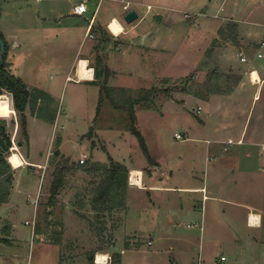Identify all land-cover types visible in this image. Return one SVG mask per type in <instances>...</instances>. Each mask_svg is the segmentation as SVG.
Listing matches in <instances>:
<instances>
[{"label":"rangeland","instance_id":"1","mask_svg":"<svg viewBox=\"0 0 264 264\" xmlns=\"http://www.w3.org/2000/svg\"><path fill=\"white\" fill-rule=\"evenodd\" d=\"M179 1L182 0H172L175 9L170 12L156 8L150 10L140 24V29L152 30L153 35L157 36L160 30L157 28L159 24L154 16L155 11L169 12L171 19L179 20V23L177 21V24L161 31L163 36L160 39L155 37L152 40L156 43L159 41L166 49L157 56L158 61L161 60V65L157 66L161 68L155 71L153 81L143 89L123 90L109 86V90L103 89L99 94L98 89L91 85L76 83L73 68L70 71L71 80L57 71V66H65L72 53L61 56L63 48L50 46V39L45 36L41 39V34H35L32 38L29 32L22 29L27 23L23 11L28 5L24 1L0 0V21L7 37L3 36L7 43L3 62L6 69L35 86L27 87L31 96L22 111L25 125L22 124L20 112L15 109L10 92L3 89L0 98V114L5 116L12 146L19 150L21 147L23 152L27 148L31 150L27 165L18 169L8 162V156L5 157L9 164L6 172L11 177V183L6 187L11 199L6 204H3L6 200L0 201V236L8 240L12 238L11 233L6 232L11 220L19 243L0 242V264H96L89 255L94 253L95 256L98 251L107 252L103 264H113L114 254H119V264H217L221 254L226 257L222 264H264L260 247L251 252L246 243L247 237L251 238L256 233L255 227L231 225L230 230L235 229L238 237L236 240H224L223 235H228L229 230L221 226V234L216 232L221 241L216 238L215 244L209 246L200 240L199 225L195 226L196 229L192 227V230L186 227L187 223L196 220L184 217L175 229L181 235L192 232L197 236L191 249L180 247L182 253H179L177 249L168 248V245L178 248L177 241L164 244L159 240L165 212L158 214L152 209L142 217L141 210L136 209L141 194L145 197L147 193L140 189H143V177H147L143 166H147L149 160L130 130L132 112L135 115L134 126L142 134L150 156L162 164V176L169 174L172 162L174 167L182 164L179 155L185 153L187 148L204 147L205 144L204 141L190 139H204L207 135L203 134L202 127L201 133L197 132L203 113L192 110L197 102L189 96L205 97L211 88L217 87L214 82H217L219 72L216 65L212 66L214 61L211 63L207 59L212 50L211 42L209 48L191 49L187 40L191 22L202 20L199 27L200 22L195 23L194 27L197 28H193L194 34H197L200 30L204 33L205 28L214 27L218 22L213 20L219 21L222 16L228 15L236 21L244 17L252 21L264 19V0H183L184 4ZM208 2L209 6L206 7ZM135 7L145 11V6ZM184 12L195 16L184 17ZM215 14L219 15V19L214 18ZM230 24V21L222 22L224 33L229 31ZM241 26L242 29L247 27L245 24ZM232 30L236 33L234 27ZM106 33L111 34L108 29ZM29 34L30 38L24 39ZM9 35H17L25 44L28 43L26 47L29 48L24 47L14 53ZM84 42L83 39L81 46ZM200 54L202 57H199ZM167 61L171 64L164 66ZM164 72L167 77L177 75V78L158 79L156 74ZM100 78L104 80V76ZM102 79L98 82L103 85ZM131 82L135 83L133 80ZM42 86L52 89L51 94L44 91L47 94L44 96L39 90ZM10 108L13 111L9 112ZM34 113L44 118L47 124L34 121ZM174 132L181 133L183 139L174 138ZM185 136L189 139H185ZM28 137L32 141L30 145H27ZM61 139L64 144L57 150L56 145ZM11 148L5 155L10 154ZM82 154H86L87 158L81 164L79 158ZM110 159L131 166L128 174L127 223L122 222V208L105 213L99 220L90 208L93 181L97 177L86 172L83 166L90 167L95 162L108 164ZM62 165L66 166L67 172L63 186L55 195V203L50 207L52 174ZM169 195L172 193L164 192L161 201L165 202ZM123 199L126 203V191ZM198 209L200 215L201 209ZM148 213L152 216L148 217ZM197 221L201 219L197 218ZM206 229L210 235L214 233ZM234 249L236 253L232 252Z\"/></svg>","mask_w":264,"mask_h":264},{"label":"crops","instance_id":"2","mask_svg":"<svg viewBox=\"0 0 264 264\" xmlns=\"http://www.w3.org/2000/svg\"><path fill=\"white\" fill-rule=\"evenodd\" d=\"M22 1L28 5V8L23 11V17L27 23L22 29H25L26 33L29 32L32 38L35 34H41V39L44 36L50 39V46L63 48L61 56H70L72 53L70 60L64 63L65 66H57V71L64 73L66 78L73 68V74L78 77L74 81L91 85L98 89L99 94L102 88L98 81L102 78L95 74L94 67H99L97 58L100 59L101 66L104 68L101 75L104 76L107 86L123 90L143 89L153 81L155 71L161 68V66H157V64L161 65V60L158 61L157 56L162 51H166L159 41L156 43L152 40L155 37L160 39L166 28L177 24V21L179 23L178 19L170 18L169 12L175 9L172 6V0H155L146 3L141 0H87L85 2L86 11L83 14L73 12V6L80 0ZM179 2L184 4L183 0ZM124 6L127 7L124 8ZM135 6H145V11ZM147 6L150 8L148 9ZM208 6L209 2L206 7ZM154 8L169 11L167 13L154 12L157 24H159L157 28L160 30V34L157 36L153 35L154 31L152 30L140 29L145 15ZM129 9L136 12L137 18L131 23H125L122 16ZM186 13L188 12H184V17H186ZM214 16L219 19L218 14ZM114 19L122 27L120 34H115L110 29L109 24ZM201 21L191 22V34H187V40L192 46L191 49L201 47L202 50L203 47L209 48L208 45L211 42L210 49L212 50L207 59L211 63L214 61L212 66L216 65L219 72L216 92L207 93L205 97L189 96L197 102L196 108L193 107L192 110L196 109L197 112L203 113V117L199 118L201 124L197 128V132L201 133L202 127L203 134L207 135L204 139L198 137H190V139L204 141V147L187 148L185 153L179 155L182 164H178L179 167H174L172 162L167 176H162L161 162L151 157L153 162L143 166L147 177H143V189H140L147 193L145 197L141 194L142 197L136 209L141 210L142 217L152 209H155L158 214L161 211L165 212L161 222L159 240L164 244H172L173 241H177L178 248L173 245H168V248L177 249L179 253H182V249H191L197 236L192 232L181 235L175 229V226L179 225V222L185 217L196 220L191 224L187 223L186 227L192 230V227L196 229L195 226L199 225L200 240L202 242L204 240L209 246L215 244L214 241L218 238L216 232L220 233L221 226L229 230L228 235H223L224 240L225 238L236 240L238 237L235 229L230 230L231 225L240 227L245 224L246 227H255L257 228L256 233L253 234V237L246 239L247 247L249 246L251 252H255L260 247L261 255L264 256V44H262L264 42V19L252 21L244 17V19L236 21L228 15L222 16L219 21L213 20L218 22L214 27L205 28L204 33L201 30L197 33L196 30L197 34H194L193 28H197L194 27L195 23L200 22L197 25L199 27ZM224 21L231 23L228 26L229 31L225 33L222 31L221 25ZM242 24L247 27L242 29ZM162 25L163 27H161ZM232 27L236 29V33L233 32ZM107 29L113 37L106 33ZM231 31L232 33H230ZM0 32L4 36L1 21ZM30 34L25 35L24 39L30 38ZM9 37L14 53L28 44H25L17 35H9ZM83 39L85 42L81 46ZM46 46L48 47V44ZM259 53L261 56H258ZM241 56L244 57V60H241ZM199 57H202L201 54ZM81 59L86 60L87 69H91L90 77L79 78L78 62ZM169 64L171 63L167 61L164 66ZM254 72L258 75L257 80L252 77ZM156 75L158 79L177 78V75H168L169 77H167L165 72ZM16 76L22 79V76ZM132 80L135 83L131 82ZM24 82L27 87L32 85H29L26 80ZM39 90L44 96L47 95L45 92L49 95L52 92V89L47 86H42ZM1 96L2 94L0 98ZM4 110L2 111L6 115L7 111ZM11 111L13 110L10 108L9 112ZM32 118L36 122L47 124L44 118L35 115V113L32 114ZM185 139H189V137L185 136ZM31 143L32 141L28 137L27 145ZM63 144L64 141L59 140L56 149L60 150ZM17 151L23 162L21 166L17 167L18 169L27 165L31 150L27 148L26 152H23L20 147V150L17 149ZM31 164L33 165V163ZM124 165L129 174L131 166ZM129 189L127 178L125 209L122 208V212H120L124 223H127L128 220L127 194ZM164 192L172 193V195L167 196L164 199L165 202H162ZM10 199L11 194H8L3 204L10 203ZM198 208L201 209L200 215ZM203 213L205 214L203 215ZM252 214L259 216L257 223L251 222ZM149 216L152 215L148 213ZM197 218H200L201 221H197ZM8 223L9 226L5 231L11 233L12 238L9 239V242L17 241L18 244L19 239L14 232L15 225L11 220ZM206 228L213 230L214 233L210 235ZM206 235L208 236L206 237ZM217 240L221 241L220 238ZM236 249L232 252L236 253ZM104 253L107 254V252ZM95 263L100 264L96 261Z\"/></svg>","mask_w":264,"mask_h":264},{"label":"trees","instance_id":"3","mask_svg":"<svg viewBox=\"0 0 264 264\" xmlns=\"http://www.w3.org/2000/svg\"><path fill=\"white\" fill-rule=\"evenodd\" d=\"M0 37L2 38L5 49L7 48V43L3 38L2 33L0 32ZM5 60V54H4ZM98 66H95V74L97 77L101 76L102 68L100 59L97 58ZM228 76V75H227ZM236 81V80H235ZM103 85L101 84L102 90L104 89L109 90V86L105 85V79L103 80ZM214 85H217V82H214ZM112 88V87H110ZM3 89L10 92L13 104L15 109L20 112L22 118V124L25 125V118L22 114V111L25 109L26 104L28 103L31 92L27 88L24 81L19 77L10 72L6 69L5 62L0 67V95L2 94ZM217 88H211L208 92H216ZM99 108V105H98ZM2 115L0 114V201H4L7 199L9 194V186L11 183V177L8 172H6L7 168L9 167L8 162L6 161L5 153L9 151L12 147V140L10 138V134L7 132L6 121L4 118H1ZM135 122V115L131 113V125L130 130L131 132L137 137L139 145L146 155L149 162H153L145 140L140 133V131L134 126ZM64 163H67V159L64 160ZM64 164V165H65ZM60 166L59 168L55 169L53 178L51 180L50 189H49V198H50V207L55 203V195L57 194L58 190L63 186L64 176L67 172L66 166ZM83 166V165H82ZM86 172L93 173L94 176L97 177V180L93 181L92 187V195L89 199L90 208L92 211L96 213L97 220L100 219L105 213H112L113 210L124 208V195L127 187V178H128V169L127 167L117 161H113L110 159L108 164H102L99 162L93 163L90 167L83 166ZM3 177V178H2ZM120 196L122 198H120ZM0 242L9 243V240L0 236ZM94 255V253H93ZM119 254H114V263L119 264Z\"/></svg>","mask_w":264,"mask_h":264},{"label":"bare ground","instance_id":"4","mask_svg":"<svg viewBox=\"0 0 264 264\" xmlns=\"http://www.w3.org/2000/svg\"><path fill=\"white\" fill-rule=\"evenodd\" d=\"M110 29L112 32H114L115 34H120V32L122 31V27L121 25L117 22L116 19H114L111 23H110ZM78 76L79 78L81 77H87V76H91V69H87V66H86V60H83L81 59L79 62H78ZM254 78V80H257L258 78V75L256 72H254V76H252ZM7 160L8 162L14 167V168H17L19 166H21L23 164L19 154H18V151L16 149V147H12L11 148V152L9 155H7ZM250 220L252 223H257L259 221V216L258 215H251L250 216ZM107 258V254L104 253V252H97L96 255L94 256V260L97 262V263H104V259Z\"/></svg>","mask_w":264,"mask_h":264},{"label":"built area","instance_id":"5","mask_svg":"<svg viewBox=\"0 0 264 264\" xmlns=\"http://www.w3.org/2000/svg\"><path fill=\"white\" fill-rule=\"evenodd\" d=\"M86 1L87 0H80L76 5H74L73 6V12L74 13H78V14H83L86 11V4H85ZM126 7L127 6H124V8H126ZM147 8L149 9L150 6H147ZM185 16L186 17H190V16H192V14L186 13ZM109 26H110V24H109ZM262 44H264V42H262ZM258 56H261V54L259 53ZM241 60H244L243 56H241ZM88 69H90V68H88ZM66 78L67 79H72L70 74H68ZM76 79H78V77H76ZM173 136L176 139H183V135L181 133H179V132H174ZM86 158H87V155L86 154H82L80 156V158H79V163H81V164L84 163ZM225 259H226L225 256H221L220 257V262H218L217 264H222V261L225 260Z\"/></svg>","mask_w":264,"mask_h":264},{"label":"water","instance_id":"6","mask_svg":"<svg viewBox=\"0 0 264 264\" xmlns=\"http://www.w3.org/2000/svg\"><path fill=\"white\" fill-rule=\"evenodd\" d=\"M122 18L124 22L131 23L137 18V14L133 9H129L123 14ZM4 52H5V44L2 38L0 37V67L3 64ZM18 145H21V143H18ZM89 258L93 259L94 255H89Z\"/></svg>","mask_w":264,"mask_h":264}]
</instances>
